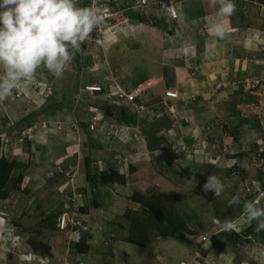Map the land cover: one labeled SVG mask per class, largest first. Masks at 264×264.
<instances>
[{
  "label": "rangeland",
  "instance_id": "obj_1",
  "mask_svg": "<svg viewBox=\"0 0 264 264\" xmlns=\"http://www.w3.org/2000/svg\"><path fill=\"white\" fill-rule=\"evenodd\" d=\"M89 1L79 0V4L89 7ZM111 1L117 0H101L102 6H106L108 12H113L115 9V6L113 7L110 4ZM205 1L207 2V0H203V2ZM261 1L249 0L248 2L243 0L237 6L241 10L246 6H255L256 4L253 2L260 3ZM205 5L207 6L208 2ZM202 9L205 10L200 5L197 12L200 13ZM112 16L114 18L113 21L121 20L116 14ZM244 24L240 23V26ZM107 27V25H103L101 32H104ZM95 33H97V27L91 35L94 36ZM83 53L81 57L82 51L76 52L73 60L63 74L64 77L56 78L46 70L47 75L45 78L43 77L45 80L47 79L46 83H43V87L39 88L38 86H42V84H39L38 78H40V75L36 73L34 78L18 83L13 95L7 100L0 102V143L2 145L6 144L5 142L9 143L7 151L2 153L1 158H5L11 163H13L12 158L19 160V162L12 164L13 169L9 172L10 174L6 180L3 189L6 197H0V211L4 212L0 213V217L5 220L6 224L8 223V227L5 228L4 232H0V264H39V259L42 257L31 248L29 240L37 241L38 243H42L43 246L47 245L50 247L51 255L49 258L46 257V260L44 259L46 264H71L69 261L71 255L68 253L75 251L74 241H78V238L86 234L88 229L84 227L82 222L81 226L75 229L72 228L70 223L72 220H80L85 213L89 215L91 223L105 225V221L107 226L111 227L110 230L116 232L117 237L125 239L130 231L129 228L132 227L131 222L133 219L137 218L140 222L143 219L146 222L147 220L151 222L155 220H150L151 217L155 216L150 209L151 207H148L147 204L141 206L134 203V199L131 197L134 193L144 195L146 198L150 197V202L161 203L162 208L167 211L172 210L180 218L181 222L185 224L186 229L183 228L181 231L184 238L179 239L159 233L154 228L148 229L146 227L148 234L143 250L147 251V253L145 256H142L141 253L136 251V248L133 251L131 250L132 256L129 264H154L156 262L153 256L155 252H159L160 257H162L159 264H220L221 258L214 259L213 257L219 252L223 254H219L218 257L226 255V253L231 255L229 260L233 261L232 264H239L235 260L236 257H240L245 261L248 260L250 264H264V230L256 231L255 221L252 223L254 233L248 236L247 234H243V232L239 233L241 231L240 227L243 225L241 222L243 221L239 222L235 226L236 232L239 233L236 240L223 236L224 233L222 235L221 232L226 231L222 230L217 224V220H221V216L223 215L229 216V214H232L229 216V219L234 221L237 220L235 219L236 217L243 218L242 206L245 202L258 201L259 206L264 207V186H262L264 185V156H251L250 154L248 155L251 156L248 162L243 164L235 163L234 166H231V164L236 162V159L228 163H226V160L221 162L222 158L219 152L222 149L229 150L231 147L228 144L222 147H219V144L216 147H211L206 143H202L204 140L203 138L199 139L198 133H195L194 137L191 136L192 138L190 137L189 139V135H187V139L183 141L176 140L179 142L176 143L179 152L176 155L175 162L164 172L162 178L161 174H159L160 172L156 171L158 161L153 160L156 152L148 155L147 152L141 151V155L139 154L133 159L129 158V156L124 157L128 158L129 163L122 158V165L126 163V166L129 164L130 167L135 169L133 172H130V168L125 170L126 173H123L124 176L122 177L123 181L118 182L125 183V178L126 181H130L131 190L126 193L127 195H124L126 197L124 202L128 203L130 207L122 210L125 205L119 204L121 201L118 198L115 201L116 209L112 213H109V215L105 211H97L93 207L91 208V206H94V203L99 205V199L95 197L96 192H99L101 189L104 192H109L104 179L105 175H111L109 174L111 169L108 168L106 171H103L98 167L102 164L100 159L102 157H100L97 148L90 142H87L89 147H83V149L79 144L82 141V135H80L82 124L77 123L79 120H76V112L80 116L88 104L95 106L103 104L102 101H99L102 94L85 92L82 86L88 81L86 80L87 76L101 80L105 79L103 77L105 73L99 68L95 70L84 68L83 73L77 77L78 79H75L76 71L74 65H78L79 62H88L87 57L90 56L85 51ZM110 54L109 52L107 62H111ZM229 58L228 56L226 59ZM83 66L85 65L83 64ZM111 74V71L107 73V75ZM72 79L76 80L77 87L81 85L78 91L72 95L74 99L73 107L77 111H73L68 102H64L63 100L65 97L70 99L71 89H75L72 86ZM73 85L75 86V82H73ZM142 85L149 88L152 87L153 83L151 79H148ZM261 90L262 88L258 85L255 91L256 95L262 93ZM120 94L123 95V93ZM139 100L143 102V100ZM60 102L62 103V107L59 104ZM260 102V106L264 108V100H260ZM115 104L119 105L116 101ZM93 105H90L88 108L91 112ZM126 106L131 107L132 111L134 110L131 104L127 103ZM255 106L257 109L258 104ZM60 107L61 109L56 110V108ZM46 108L49 109L46 111ZM43 110L49 116L44 114ZM48 111H51V113ZM66 113H71L72 116H66ZM51 114L53 115L51 116ZM253 115L256 118H260L256 114ZM92 116L95 119H92L90 129L91 133L94 132L96 135L100 134L99 131L101 129L106 130L107 134H109V130L111 132L116 131V125L118 131H121L125 127L123 126L124 123L118 122L116 119H111L110 123H107V121H102L94 113ZM136 118L142 119L144 116L138 114ZM262 120H264L263 117ZM42 121H44L47 128L50 127L53 130H43L45 126L44 123L41 124ZM40 124L41 127L39 126ZM261 125L263 128L264 124L261 123ZM68 127L70 130L76 129V144L69 143L67 135L65 136L64 129H68ZM132 130L134 131V129ZM262 131L264 132V130ZM53 132H56V137H59L63 133V141L66 139L67 141L63 143L60 139L51 137L50 133ZM42 137L44 138L42 139ZM128 139L126 138L125 141ZM69 140H72V138ZM36 142L38 145H36ZM257 142L259 143H256L252 147L250 146V150H257L258 153L263 152L262 154H264V141L259 139ZM175 150L173 151L175 152ZM201 152H203L202 156L204 157V161L201 162L202 164L200 163L203 171H197L195 175L191 173L188 167L182 165V157L187 154L189 158L195 156L196 160L202 161L203 158H200ZM216 153H218L217 157L215 156ZM232 153L234 154L235 152ZM79 155L80 165L78 161L77 164H74L73 161L70 162L73 156L78 158ZM66 157L68 159L65 160ZM239 160L245 159L242 156H238L237 162ZM83 161L85 167H83ZM63 163H70L76 166L72 170L68 169L65 172L62 170ZM96 166L101 172L99 174L92 173L90 178L87 179L85 171H94L97 168ZM229 167L230 169H228ZM78 170L83 174L81 177H78ZM116 172L119 175L118 171ZM208 175H217L222 180L230 182L232 187L226 189L224 194L219 198H215L211 192L204 193L201 190V186ZM111 177L113 176L111 175ZM166 180L168 181L166 182ZM150 186H153L155 189H151ZM109 189L113 190V188ZM163 193L170 195V201L161 197L160 194ZM232 195H239L240 205L228 206L227 200ZM77 206L79 207L77 208ZM76 208L79 210H74ZM63 213L68 214L69 217V213H71L72 220L70 218L67 220V226L62 231L65 234L61 236L57 233L60 229L56 227V223L57 217ZM104 216L106 217L104 218ZM2 218L0 219L3 220ZM15 231L20 233L19 239L15 237ZM96 231V227L90 229L92 234ZM85 237L86 235L83 238L86 239ZM216 242H218L219 246L214 248ZM78 243L81 245L85 244L84 242L81 243V241ZM155 244L159 245V248H155ZM66 247L70 249L65 253V256L60 251ZM196 250L201 256L197 254V257L194 258ZM207 254L211 255L206 257ZM59 260L60 262H58ZM225 264H227V261Z\"/></svg>",
  "mask_w": 264,
  "mask_h": 264
},
{
  "label": "crops",
  "instance_id": "obj_2",
  "mask_svg": "<svg viewBox=\"0 0 264 264\" xmlns=\"http://www.w3.org/2000/svg\"><path fill=\"white\" fill-rule=\"evenodd\" d=\"M241 1L243 0H235L236 6ZM246 1L249 2V0ZM206 3L203 0H178V11L184 19L165 21L153 5L136 7L132 0L111 1L110 4L124 8V15L129 19L120 21L118 25L112 26L104 32L95 33L94 36L90 35L92 39H87L82 45L81 57L85 51L87 55H90L87 57V61L91 63L79 62L78 65H74L75 79H78L77 77L83 73L84 68L89 70L99 68L105 73L103 76L105 79L87 76L86 80L88 81L85 83L102 84L106 90H109L110 87V93L105 91L99 98L103 104L100 106L88 104L80 116L76 112V120H79L77 123L82 124L80 127L82 141L79 144L83 149V147H89L87 142H90L97 148L100 157H102L100 158L102 164L98 166L101 170L106 171L110 168V173L116 174L118 171L119 175L124 176L123 173H126L125 170L128 168H130V172L135 169L129 164L126 166V163L122 165V158L129 163L128 158L124 157L129 156L133 159L137 155H141V151L147 152L148 155L156 152L153 160L158 161L156 171L160 172L162 178L164 172L175 162L179 152L176 145L179 142L177 141L187 139V135H189L188 139L191 136L194 137L195 133L199 134V139L203 138L202 143L211 147H216L218 144L219 147H222L228 144L231 147L229 150L222 149L219 152L222 158L221 162L226 160L228 163L236 159V162L231 166H234L235 163H246L251 156H264L263 152L258 153L257 150H250V146L259 143L257 142L259 139L264 141V132L262 131L264 126L261 127V123L264 124V120H262L264 108L260 106V100H264V20L259 14L260 3L253 2L256 4L255 6H246L241 10L237 6L235 13L228 18V22H224L228 27L229 35L222 40L210 35L207 31L209 21L215 15L212 14L214 9L206 6ZM200 5L205 10L202 9L198 13L197 10ZM132 14H135V18ZM141 15L145 17V21L138 19ZM240 23L245 24L240 26ZM96 37L99 40L98 43L97 39H94ZM109 52L111 53V62H107ZM228 56L230 58L226 59ZM110 71L112 74L107 75ZM37 74L40 75L38 82L42 84L38 87L42 88L43 83H46L47 80L44 79L47 71L46 69H39ZM148 79L152 80L153 85L142 96H139V99L143 100L151 115L137 119L125 105L115 104L114 93L119 95L120 91L129 92ZM73 82H75V86ZM77 85L76 80L72 79V86L75 89H71L70 99L66 97L63 99L64 102H68L73 111H77V109L74 110L72 95L81 86L77 87ZM258 85L262 88V93L256 95L255 91ZM166 90L177 92L178 97L174 99L166 97L164 95ZM59 104L62 107V103ZM257 104L256 109L255 105ZM90 105H93L92 112L94 109H99V116L102 121L105 120L110 123L111 119H116L118 122L124 123L123 126L125 127L121 131L115 127L116 131L111 132L109 130V134L103 129L99 131L100 134L98 135L94 132L92 134L88 128V123L93 115L88 109ZM61 107L56 108V110L61 109ZM171 110H173L172 113ZM43 113L46 114L47 112L43 110ZM253 114L260 116V118H256ZM46 115L49 116V114ZM65 115L72 116L71 113ZM131 115L134 117L131 118ZM43 130L51 131L53 129L45 126ZM75 130H70L69 127L64 129L69 143L76 144L77 132ZM50 134L51 137L63 141V133L59 137H56V132ZM69 134L71 135L69 136ZM124 136L125 139H129L125 141ZM71 138L72 140H69ZM85 142L86 144H84ZM8 144V142L3 145L0 144V158L2 153L7 151ZM36 145H38L37 142ZM175 148L177 149L175 150ZM249 151L251 152L249 153ZM250 154L251 156H248ZM80 155L78 158L73 156L70 162L73 161L74 164H77L78 161L80 165ZM202 155L203 152H201L200 157L203 158L202 161H198L194 158L195 156L189 158L186 154L182 157V165L188 167L191 173L196 175L197 171H203L200 166L201 162L204 161ZM217 155L218 153L215 154L216 157ZM238 156L244 157L245 160L237 162ZM12 159L19 162L16 158ZM66 159L68 158L66 157ZM62 166V170L66 172L68 169L72 170L76 165L63 163ZM83 167H85L84 161ZM98 167L94 171H85L86 178L89 179L92 173L99 174L101 171ZM82 175L78 170V177ZM166 182L164 181V183ZM105 185L108 186L109 192H104L103 189L96 192L95 197L99 199V205L97 208L95 206H91V208L93 207L97 211H105L109 215L116 209L115 201L118 198L121 201L119 204L125 205L122 210L130 207L128 203L124 202L126 198L124 195H127L126 193L131 190L129 180L126 181L125 178V183L112 181L105 183ZM109 188H113V190ZM150 188L155 189L153 186ZM0 213L4 212L0 211ZM84 216L80 220L88 229V232L84 234L86 239L83 238L84 235H81L78 241L75 240L74 243L84 242L87 250L86 252H78L75 249L74 252H69L71 264H129L132 256L131 250L136 248V251L142 256L147 253L143 250L144 245L137 246L126 241V238L117 237L116 232L110 230L111 227H108L105 221V225L91 223L89 215L85 213ZM104 218L102 217V219ZM7 224L4 219H0V232H4L5 228L8 227ZM92 227L97 228L94 234L90 232ZM57 233L61 236L65 234L60 230ZM14 235L18 239L20 238L19 232L15 231ZM215 246L214 248L218 247ZM155 248H159V245L155 244ZM69 249L66 247L60 252L65 255ZM196 254H198L197 250L194 258H196ZM219 254L223 253L219 252L212 256L214 259L221 258L220 264H225L226 261L227 264H232L233 261L229 260L231 255L226 253V255L218 257ZM210 255L207 254L206 257ZM153 256L156 259L154 264H159L162 258L159 252H155ZM21 261L23 260L21 259ZM249 262L242 259L239 264H250Z\"/></svg>",
  "mask_w": 264,
  "mask_h": 264
},
{
  "label": "clouds",
  "instance_id": "obj_3",
  "mask_svg": "<svg viewBox=\"0 0 264 264\" xmlns=\"http://www.w3.org/2000/svg\"><path fill=\"white\" fill-rule=\"evenodd\" d=\"M207 2L208 6L214 9L212 14L215 15L209 21L208 33L221 40L227 38L229 30L223 20H227L235 13L237 7L235 0ZM175 18L184 19L181 14H176ZM261 19L264 20L263 17ZM102 21L103 16L99 14L98 9L84 7L79 4V0H0V102L13 95L18 83L34 78L41 68L46 69L54 77L61 78L76 52L81 50L82 45ZM97 85H100L102 90L93 94H103L105 91L110 93V87L106 90L104 85ZM147 89V86H143L137 99ZM122 92L120 91L119 95L114 93L116 103L126 106L127 103L120 94ZM145 107L147 113H144V118L151 115L146 105ZM127 108L135 117L138 115L131 107ZM93 113L99 116V109H94ZM93 117L91 116L88 123L90 131L89 125ZM231 187L230 182L222 180L217 175H208L201 190L204 193L211 192L215 198H219ZM240 203L239 195H232L227 200L229 207ZM242 216L243 222L249 226L256 222V231L264 230V207H260L258 201L245 202L242 206ZM217 224L224 231H232L235 227L231 219L217 220ZM195 256L197 257V254Z\"/></svg>",
  "mask_w": 264,
  "mask_h": 264
},
{
  "label": "trees",
  "instance_id": "obj_4",
  "mask_svg": "<svg viewBox=\"0 0 264 264\" xmlns=\"http://www.w3.org/2000/svg\"><path fill=\"white\" fill-rule=\"evenodd\" d=\"M114 5V4H113ZM117 7V5H116ZM133 18H135V14H132ZM138 19L140 21H145V17L141 15V17H138ZM226 22V20H223V23ZM134 116L131 115V118H133ZM1 144V143H0ZM257 153V152H256ZM243 155V154H242ZM13 163L15 164L16 162L13 160ZM13 163L8 162V160H6L5 158H0V197L5 198L6 194L4 193V186L6 183V180L8 178V175L10 174L9 172L13 169ZM113 177L110 176H106L105 175V179H104V183H108V182H112V181H116V182H122V177L121 175H117L115 173H110ZM111 177V178H110ZM112 179V180H111ZM106 180H108V182H106ZM262 185V184H260ZM264 186V185H262ZM161 197L166 198L170 201V195L163 193L160 194ZM134 200V202L139 203L141 206L142 205H146L148 207H151L150 209L153 211L152 213L155 215L153 217L150 218L151 219H155L153 220L154 222L148 221L147 222L144 220H141V222L139 220L133 219L131 224L132 227L129 228L130 231L128 233V235L126 236V241L137 245V246H143L146 243V238H147V229L146 227L149 228H154L155 230H157L159 233H163L166 234L170 237H177L179 239H183L184 236L182 235L181 231L182 229H186V226L184 223L181 222L180 218L176 216V214L172 211V210H165L162 207V204L159 202H154V201H149V198L144 197V195H140L137 193H134L131 196ZM95 207H97L98 205L96 203L93 204ZM148 209V208H147ZM73 210V209H71ZM74 210H79V209H74ZM82 210V209H81ZM232 214H229V216H231ZM228 215H223L221 217L222 220L224 219H229ZM237 219L236 221L232 220L235 224V226L238 225L239 222L243 221V218H235ZM243 225L240 227V232H243V234H253V226H249L248 224L241 222ZM240 225V224H239ZM78 226H72L73 229L77 228ZM179 232V234H178ZM189 232V231H188ZM222 235L224 233L223 236L227 237L228 239H237L239 233L236 232V229L234 227V229L232 231H226V232H221ZM220 233V234H221ZM216 236V235H215ZM218 238V237H217ZM234 242V241H231ZM78 242L74 243L75 249L78 252H86L87 250V246L86 244H77ZM29 244L31 246L32 249H34L36 251L37 254L41 255L42 258H46V257H50L51 253H50V247H48L47 245H44L42 243H38L37 241H31L29 240ZM217 246L218 242H216ZM214 245V246H215ZM40 246V247H39ZM216 247V246H215ZM238 261V263L242 262V259L240 257H236V259ZM246 264V263H245Z\"/></svg>",
  "mask_w": 264,
  "mask_h": 264
},
{
  "label": "built area",
  "instance_id": "obj_5",
  "mask_svg": "<svg viewBox=\"0 0 264 264\" xmlns=\"http://www.w3.org/2000/svg\"><path fill=\"white\" fill-rule=\"evenodd\" d=\"M133 4L136 7H148L150 5L155 6L159 13L163 16V20L165 21H174L177 20L176 14H179V6H178V0H132ZM103 3H101V0H90L89 1V7L95 8L99 10V14L103 16V21L97 26V33H101V28L103 25H110L107 27V29H110V27L118 25L120 23V21H127L128 19L125 17L124 15V8L121 7H113L115 8L113 10V12H108V10L106 9V6H102ZM116 12V13H115ZM260 15L261 17L264 18V0L261 2V9H260ZM118 15V18H120L121 20H114V18H112V15ZM111 21H113L111 23ZM88 39H91V37L89 36ZM143 89V86H137L133 91L128 92V93H123V101H125L126 103H129L132 105V107L134 108V111L139 114L140 116H144L146 107L145 105L139 101L137 99V96L141 93ZM102 87L100 85L97 84H87L83 87V91L85 92H89L91 94L101 91ZM165 95L167 97H171V98H176L177 97V92L172 91V90H167L165 91ZM95 118L93 117V120ZM92 123V122H91ZM89 127H91V124L89 125ZM70 214V217L68 216V214L63 213L61 216L57 217V223H56V227L60 230H63L66 226H67V220H69V218L72 220V214ZM69 222V221H68ZM72 226H81V221L76 220L70 223ZM46 260V259H45ZM44 258H40L39 259V264H46Z\"/></svg>",
  "mask_w": 264,
  "mask_h": 264
}]
</instances>
